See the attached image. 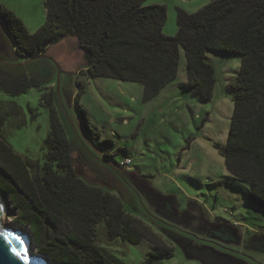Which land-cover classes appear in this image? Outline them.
Wrapping results in <instances>:
<instances>
[{"label":"trees","instance_id":"1","mask_svg":"<svg viewBox=\"0 0 264 264\" xmlns=\"http://www.w3.org/2000/svg\"><path fill=\"white\" fill-rule=\"evenodd\" d=\"M146 1L46 0V21L34 33L13 11L0 6V36L12 48L11 53L0 51V93L15 98L40 87L38 79L7 70L12 67L7 62L45 56L54 42L67 36L75 37L84 51L86 65L81 74L140 83L144 101L177 79L181 49L187 59L184 89L201 103L213 99L217 84L216 65L207 53L239 55L241 67L227 83L235 95L230 132L220 149L227 170L250 183L249 199L264 208V0H212L193 13L177 7L174 36L164 33L166 5H148ZM16 78L21 81L16 83ZM83 89L81 86L78 97ZM43 95L50 132L43 143L44 156L38 160L20 155L8 142L10 118L20 115L21 107L15 103L12 116L4 106L7 100H0V195L9 218L30 231L36 252L55 264H126L104 245L102 227L110 242L137 245L149 241L152 249L142 264H162L174 257L175 247L168 239L179 235L161 228L158 231L163 236H158L154 227L128 212L115 190L81 175L74 154L129 186L126 174L141 178L132 162L124 167L123 162L114 160L115 142L91 130L78 97L75 106L84 128L92 141L107 149L104 156L93 153L81 141L70 117L54 104L53 90ZM234 227L224 225L221 235L233 236ZM263 230L256 233L262 235ZM179 239L197 255L198 244ZM198 239L235 256L225 244L207 237ZM211 255L209 251L200 253L204 260Z\"/></svg>","mask_w":264,"mask_h":264},{"label":"rangeland","instance_id":"2","mask_svg":"<svg viewBox=\"0 0 264 264\" xmlns=\"http://www.w3.org/2000/svg\"><path fill=\"white\" fill-rule=\"evenodd\" d=\"M45 1L0 0V6L13 11L34 33L46 21ZM211 1L147 0L146 4L166 5L168 20L164 33L174 36L178 31L177 7L193 13ZM0 44V51L6 47V52L11 53V46L3 42L1 36ZM207 57L216 65L217 75L210 102L201 103L195 94L184 89L187 59L183 49L177 79L159 95L144 101V87L140 83L94 79L81 74L86 65L84 51L75 37L67 36L54 42L45 56L7 62L12 65L7 70L16 71L18 76L34 77L41 84L15 98L0 93V100H7L3 104L11 114L15 103L21 107L20 115L12 114L10 118L7 140L20 155L32 160L43 158V143L50 132L49 109L43 94L53 90L54 104L70 117L81 141L93 153L104 156L107 149L91 140L75 106L82 86L84 93L78 101L87 112L91 130L102 139H112L116 146L112 152L114 160L121 163L130 159L132 169L146 187L169 198L179 212L177 216L186 222L183 224L164 215L145 189L133 184L129 186L110 171L83 161L76 152L74 156L80 174L95 184L115 190L128 212L154 227L158 236L161 234L158 230L164 228L199 245L195 255L179 238L168 239L175 247V255L162 264H264V234H257L264 229V208L249 199L250 183L227 170L220 149L228 139L234 110L235 95L227 83L239 71L241 57L216 51L208 52ZM0 62H3L2 56ZM17 81L19 83L21 78H16ZM126 176L130 182L128 174ZM3 222L15 230L29 231L14 218H9L6 205ZM224 225L237 226L233 236L221 235ZM99 231L104 245L126 264H142L152 249V244L146 240L137 245L110 242L105 239L102 227ZM202 237L225 244L235 256L198 239ZM31 245L38 253L33 240ZM201 251H209L212 255L204 260ZM42 257L51 260L46 255ZM52 264L55 263L52 261Z\"/></svg>","mask_w":264,"mask_h":264},{"label":"water","instance_id":"3","mask_svg":"<svg viewBox=\"0 0 264 264\" xmlns=\"http://www.w3.org/2000/svg\"><path fill=\"white\" fill-rule=\"evenodd\" d=\"M4 49L6 50V47ZM128 178L130 184L147 191L152 202L158 206L164 215L173 220L182 221L183 224L186 222L185 219L177 216L179 212L174 208L169 198L160 196L154 190L146 187L145 182L137 176L129 175ZM4 206L0 196V264H52L51 260L49 261L33 251L32 240L33 243L35 242L30 231L15 230L3 222ZM183 218L185 217L183 216ZM205 264L207 263L205 262Z\"/></svg>","mask_w":264,"mask_h":264},{"label":"built area","instance_id":"4","mask_svg":"<svg viewBox=\"0 0 264 264\" xmlns=\"http://www.w3.org/2000/svg\"><path fill=\"white\" fill-rule=\"evenodd\" d=\"M131 160L130 159H125V161L122 163V165L124 166V167H129L130 165H131Z\"/></svg>","mask_w":264,"mask_h":264},{"label":"bare ground","instance_id":"5","mask_svg":"<svg viewBox=\"0 0 264 264\" xmlns=\"http://www.w3.org/2000/svg\"><path fill=\"white\" fill-rule=\"evenodd\" d=\"M4 214H5V206H4Z\"/></svg>","mask_w":264,"mask_h":264},{"label":"crops","instance_id":"6","mask_svg":"<svg viewBox=\"0 0 264 264\" xmlns=\"http://www.w3.org/2000/svg\"><path fill=\"white\" fill-rule=\"evenodd\" d=\"M179 1V0H178ZM151 4H153V3H151ZM168 6V5H167ZM177 9V8H176Z\"/></svg>","mask_w":264,"mask_h":264}]
</instances>
